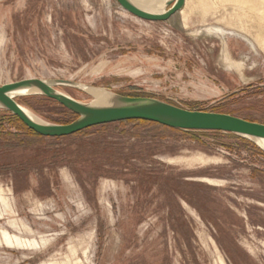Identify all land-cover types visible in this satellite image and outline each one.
I'll return each instance as SVG.
<instances>
[{"label": "rangeland", "instance_id": "374dc122", "mask_svg": "<svg viewBox=\"0 0 264 264\" xmlns=\"http://www.w3.org/2000/svg\"><path fill=\"white\" fill-rule=\"evenodd\" d=\"M234 4L254 16H219ZM25 78L264 123V0H187L166 21L139 18L116 0H0V86ZM17 99L49 121L74 119L40 96ZM90 132L85 140L121 142L129 165L97 178L85 166L33 169L22 182L0 172V264H264V151L255 142L139 122ZM67 141L79 142H42Z\"/></svg>", "mask_w": 264, "mask_h": 264}, {"label": "water", "instance_id": "95a60500", "mask_svg": "<svg viewBox=\"0 0 264 264\" xmlns=\"http://www.w3.org/2000/svg\"><path fill=\"white\" fill-rule=\"evenodd\" d=\"M131 14L148 21H166L186 5L187 0H165L162 11H149L134 0H116ZM59 86L77 88L93 99L88 89L106 92L103 101H80L61 91ZM40 96L55 100L74 112L69 123L49 121L17 98ZM0 109L8 110L31 130L47 137L69 136L85 129L126 120H145L184 131H222L255 142L264 151V123L231 113L188 109L151 96L124 95L104 87L64 78H25L0 86ZM32 113H31V112Z\"/></svg>", "mask_w": 264, "mask_h": 264}, {"label": "trees", "instance_id": "16d2710c", "mask_svg": "<svg viewBox=\"0 0 264 264\" xmlns=\"http://www.w3.org/2000/svg\"><path fill=\"white\" fill-rule=\"evenodd\" d=\"M42 98L48 102L58 103L50 98ZM66 111L76 119L77 115L74 112L68 109ZM119 122L157 124L145 120H126ZM6 123L10 125L9 128L5 127ZM108 124L100 126L105 127ZM161 127L169 128L163 125ZM91 128L69 136L47 137L28 128L12 112L0 109V172H12L15 180L22 182L28 178L33 169L42 171L45 168H49L54 170V168L64 165L70 166L77 173L80 171L78 166H85L89 168L88 173L96 178L100 176H111L109 173L114 172V170L119 172L123 171L126 165H129L131 157L121 149L122 143L104 135L85 140L84 137L91 133ZM208 132L222 133L230 137L248 141L246 138L234 133H225L222 131ZM135 137H139V135L135 134ZM72 138L79 142L73 144L67 141L66 144L59 146H47L45 142H42L46 139L68 140ZM251 143L254 144L253 142ZM254 146L257 147L255 144ZM110 151H113L114 155L109 156ZM178 189V186H175L173 192L175 194L176 192L181 194L188 202L194 204L191 195Z\"/></svg>", "mask_w": 264, "mask_h": 264}, {"label": "bare ground", "instance_id": "6f19581e", "mask_svg": "<svg viewBox=\"0 0 264 264\" xmlns=\"http://www.w3.org/2000/svg\"><path fill=\"white\" fill-rule=\"evenodd\" d=\"M139 6H141L142 8L149 10V11H153V12H159L163 10V5L165 3V0H134ZM237 10H242L245 14V21L244 23H247L249 16H254L253 15V10L252 8H250L247 5H243V6H239V5H228L222 9L218 10V14L219 16H221L224 19H229L231 18V16L234 14V12H236ZM127 11V10H126ZM243 14V15H244ZM232 19V18H231ZM206 30L208 31H215L217 30L214 27H207ZM256 36L259 37L260 33L257 31L256 32ZM223 63L225 64L226 67H232V63L227 61L226 58L223 56L222 59ZM89 92H91V94L94 97V101H103L105 96H106V92H104V90L101 89H88ZM31 112V111H30ZM32 113V112H31ZM4 237L6 238V240L11 241L10 236L6 233H3ZM16 242L20 243L19 239H15ZM13 243V242H12ZM80 264V263H79Z\"/></svg>", "mask_w": 264, "mask_h": 264}]
</instances>
